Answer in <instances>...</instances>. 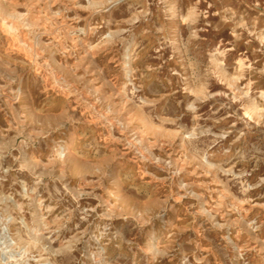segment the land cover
<instances>
[{
  "label": "rangeland",
  "instance_id": "obj_1",
  "mask_svg": "<svg viewBox=\"0 0 264 264\" xmlns=\"http://www.w3.org/2000/svg\"><path fill=\"white\" fill-rule=\"evenodd\" d=\"M0 264H264V0H0Z\"/></svg>",
  "mask_w": 264,
  "mask_h": 264
}]
</instances>
